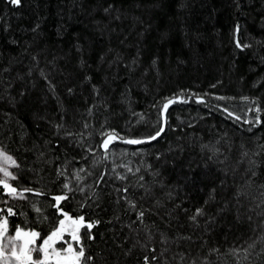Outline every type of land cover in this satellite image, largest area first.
Wrapping results in <instances>:
<instances>
[{
	"label": "trees",
	"instance_id": "trees-1",
	"mask_svg": "<svg viewBox=\"0 0 264 264\" xmlns=\"http://www.w3.org/2000/svg\"><path fill=\"white\" fill-rule=\"evenodd\" d=\"M0 148L10 232L65 213L89 264H264V0H0Z\"/></svg>",
	"mask_w": 264,
	"mask_h": 264
},
{
	"label": "snow or ice",
	"instance_id": "snow-or-ice-1",
	"mask_svg": "<svg viewBox=\"0 0 264 264\" xmlns=\"http://www.w3.org/2000/svg\"><path fill=\"white\" fill-rule=\"evenodd\" d=\"M11 3L19 5L20 0H11ZM173 103L172 100H169L167 103L164 104V109L166 110L168 108V105ZM163 131V129H161ZM160 132H157V136H159ZM114 138L113 135H109V138L105 140L104 142V147L107 148L108 144L110 141ZM149 139H156V136H151ZM127 143L131 144H138L141 143L142 141L139 140H128L126 141ZM7 163H12L15 164V161L12 159V157L8 156L6 153L3 152V150H0V171L4 172L5 176H10L11 173L7 171V168L4 167L5 164ZM123 179V177H121ZM0 184H3L5 188H9L10 186L5 182L0 180ZM67 187V185H65ZM12 194L14 195H21V193H18L16 189L12 188L10 189ZM24 191H31V189H25ZM66 197H56V200H61ZM9 213L11 214V209H9ZM197 214H201V211L197 209ZM143 212L140 213V217H143ZM195 216L192 217L193 220H195ZM80 221H83V217L79 218ZM6 223L7 221L0 222V238H2L5 234L6 231ZM63 221H61V224L63 225ZM88 227H92L91 224L88 225ZM57 235V232H53L52 236H49L45 241L44 245L41 246L40 248H33L32 245L35 242V238L39 236V233L36 232H28L25 233L21 229H16V236L12 237L13 241V250L11 252V255L15 257L17 260L18 264H44V261H37L32 259V253L33 252H40L44 251L45 252V260H47V250L45 246L50 247L49 242L52 240L54 236ZM16 240H23V243L21 245H16L15 241ZM0 255H3V246L0 245ZM56 255V260L57 264H89V262L92 260V257L87 256L85 254V251L83 248H81L79 251H74L71 248L68 250H65L64 252L61 253H55ZM147 259V258H146Z\"/></svg>",
	"mask_w": 264,
	"mask_h": 264
},
{
	"label": "rangeland",
	"instance_id": "rangeland-1",
	"mask_svg": "<svg viewBox=\"0 0 264 264\" xmlns=\"http://www.w3.org/2000/svg\"><path fill=\"white\" fill-rule=\"evenodd\" d=\"M0 150H2V149L0 148ZM3 152L6 153L4 150H3ZM8 156H10V155H8ZM4 167L7 168V171L9 173H11V175L10 176H5L4 172L0 171V180L5 181L7 184H9L11 182V180L17 178L16 177V174L14 172L15 171L14 170L15 164L7 163V164L4 165ZM0 186H2V188H1L2 193H4V192L7 191L3 184H0ZM18 193H21V192H18ZM7 195H9V197H13L14 199L20 200L19 203H22L23 200H27V196H24L22 193H21V195H14L10 191L9 193H7ZM3 202H4V200L0 196V205ZM6 211H7V209L0 207V222H3L5 220L7 221V212ZM61 221L64 222L63 225L61 224ZM78 227H79L78 221L75 218H72L68 214H65L64 213V215L62 216V218L58 222V224L55 227V229L54 230H51L49 232V234H47L45 237L39 238L37 236L35 238V242L32 245V247L33 248H37V249L40 248L41 246L44 245V241L49 236H52V233L53 232H57V235L54 236L52 238V240L49 242L50 247L45 246V248L47 250V254H48L47 259H48V257H50L49 251L51 249H53L56 253L64 252L65 250H68L69 248L72 249L71 243H66L65 242L66 241V238L64 237V235L72 233V236L71 237L72 238L73 237H76V233L75 232H77L76 229H78ZM17 229H21L25 233H28V232H36L35 230L22 229L20 227H18ZM15 236H16V230L10 232L8 230L7 223H6V231H5V234H4V236L2 238H0V245L3 246V255H0V264H18V262L15 259V257L11 255V252L13 250V241H12L11 238L12 237H15ZM62 239H63V241H60ZM22 243H23V240H16L15 241V244L17 246L18 245H21ZM73 250H74V248H73ZM31 255H32V259L33 260L44 261V264H57V263H55V262H57L56 261V258H54V261H52V260L51 261L45 260V252L44 251L33 252Z\"/></svg>",
	"mask_w": 264,
	"mask_h": 264
},
{
	"label": "water",
	"instance_id": "water-1",
	"mask_svg": "<svg viewBox=\"0 0 264 264\" xmlns=\"http://www.w3.org/2000/svg\"><path fill=\"white\" fill-rule=\"evenodd\" d=\"M163 111H165V109L163 108Z\"/></svg>",
	"mask_w": 264,
	"mask_h": 264
}]
</instances>
